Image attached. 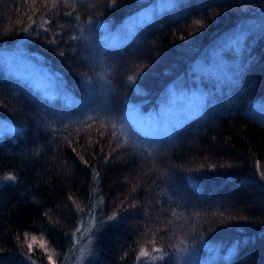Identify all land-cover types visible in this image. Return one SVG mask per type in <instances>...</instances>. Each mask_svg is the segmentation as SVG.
<instances>
[{"label": "trees", "instance_id": "16d2710c", "mask_svg": "<svg viewBox=\"0 0 264 264\" xmlns=\"http://www.w3.org/2000/svg\"><path fill=\"white\" fill-rule=\"evenodd\" d=\"M166 3L69 0L49 9L40 0H0V123L21 129L0 136V264H49L48 254L66 264L72 233L86 216L94 217L86 264H158L138 259L142 246L152 252L153 240L173 257L165 264H177L176 257L183 264L189 253L190 264H264V179L257 169L259 161L264 170V0ZM143 8L156 10L153 19L100 56L99 25L121 31ZM242 32L245 42L233 47ZM220 58L230 75L209 69ZM87 77L96 90L92 102L85 100ZM40 78L59 94H45L34 83ZM197 81L207 89L202 115L168 135L141 132L111 152V124L117 132L130 127L113 117L130 108L141 120L167 116L168 88L182 94ZM133 203L135 214L127 207ZM114 211L116 220L98 224ZM41 237L49 253L38 246Z\"/></svg>", "mask_w": 264, "mask_h": 264}, {"label": "snow or ice", "instance_id": "6c2138e0", "mask_svg": "<svg viewBox=\"0 0 264 264\" xmlns=\"http://www.w3.org/2000/svg\"><path fill=\"white\" fill-rule=\"evenodd\" d=\"M37 0H32V3L33 4H36ZM69 2V0H40V3L42 4H45L46 6H48L49 9H52V8H55L57 7L60 3H63L65 5H67ZM72 3L73 5L75 4V0H72ZM114 3V0H108V4L109 6H111L112 4ZM169 6L172 5V0H167V3ZM155 11L156 10H153V12L151 13H145V15L143 16H138L136 17L135 19H132L129 24H127L123 29H121V32L123 33V35H127V34H136L139 32V30L147 23H149L152 19H153V16L155 15ZM71 13H65V15H70ZM78 18V17H77ZM32 18L29 17V20H31ZM91 19V18H89ZM50 22L49 20H47L46 18L45 19H42L41 21V28L43 29L44 32H47L48 31V28L45 27V25H48ZM197 24L200 23L199 20L196 21ZM31 27V24H29L28 26H26L24 28V31L25 32H28L29 31V28ZM99 27L104 30L105 33H107L108 29L107 27L106 28H102L101 27V24L99 25ZM37 35H40V33L38 32ZM55 35V34H54ZM81 37L83 38V34H81ZM241 37H243V39H241ZM247 36H243V32L241 34H238L236 36H234L233 38V42H232V46L235 47V46H238L240 45L242 42H245V38ZM70 39L71 40H76L77 39V36L75 35H72L70 36ZM86 39V38H85ZM49 44H56V40L53 38V39H49L47 41ZM115 47V43L111 42L109 37L106 35L101 44L99 45L98 49H97V52L100 56H103L105 51L109 48H114ZM58 55L60 56H64L65 53L63 51H60L58 53ZM249 65H244L243 67H241L239 69V71L237 72L236 74V77H235V80H234V84H238L239 83V78H241L243 76V74L246 73L247 71V68H248ZM135 80V76L133 75H129L127 77V81L129 82H134ZM84 84L86 86V97H85V100L87 102H92L94 99H95V96H96V90L95 88L92 86V80H91V77H87L84 79ZM42 99L44 100L45 104L49 107V108H52L53 109V113L55 114V109H54V106H52V100L47 96V95H44L43 94V97ZM75 103V102H74ZM208 103V101L204 98V97H200L198 99H195L191 105H189L193 110H196L198 112H200V114L202 115L203 114V110L206 106V104ZM81 107H84L85 105H80ZM104 110L108 113L111 112V109L108 108L106 105L104 106ZM260 110L261 111H264V104H261L260 105ZM135 111V109H129L126 113H124V115L120 118H116V117H113V120H123L124 123L130 127L127 128L126 131H123V132H117L115 129L117 127L116 123L113 122L111 124V137L112 139H114L116 141L115 143V147H112L111 148V152H115L117 149H120L122 148L126 143H128V141L132 138V137H135L137 135H139L141 132H144L145 136H149L152 132V130H145L143 125H142V122H141V117L137 116L135 118V120L131 119V114L132 112ZM42 119L43 120H46L47 117L46 116H42ZM88 120H91L92 118L91 117H88L87 118ZM82 123H86V122H82ZM166 124H163L161 125L160 127H163L165 126ZM89 128H91V125L88 124L87 125ZM101 127H104V124L101 123ZM176 129L173 128V132L175 131ZM21 131V129L19 128H12V127H9L6 123H0V136H3V135H8V134H14V133H19ZM102 134V133H101ZM149 147H151V145H149ZM143 154V153H142ZM149 155H151V153H149ZM118 159L120 157H117ZM109 159L108 156L105 157V161H107ZM257 169L259 171V175L262 179H264V170H260V163L259 161H257ZM161 176L165 175V173H160ZM8 179H12L14 180L15 179V176L13 175H9L8 176ZM133 191H135V189L133 188ZM71 199V197H70ZM156 203H159V200L156 201ZM124 202L122 201L121 202V205H123ZM128 208H130L132 210V213L131 214H135V211H136V204L133 203V204H130V205H127ZM77 208L78 210L80 211H83V209H80L79 208V205H77ZM173 215H176L175 213H173ZM117 212H113L111 215H108L106 217H103L101 218L99 221H98V224L100 225H103L104 221H114L117 219ZM160 229H158L159 231ZM81 231V228L80 227H77L75 229V231L72 233V235H76L77 233H79ZM84 231H89L88 228H84ZM155 235V234H154ZM26 236V239H27V234H25ZM37 243V237L35 235L32 236V240L31 242H28L27 243V248H28V252L29 254L32 253L33 251V245ZM153 243V247H152V254L150 255V253L146 250L145 247H141L140 250H139V253H138V259L139 258H145V257H149L150 256V259L152 261H156L158 262V264H165L166 261H169L171 259H173V257H171L169 255L168 252H166L163 248L161 247H156L155 246V241L153 240L152 241ZM239 244V242H237V245ZM46 245V241L43 240V238L41 237L39 242H38V246L44 250L45 253H49V249L45 246ZM174 247V246H173ZM81 251H83V249H81ZM181 251H187V249H181ZM159 254V255H156V254ZM193 255V253H189L188 256L186 257H183V264H190V257ZM47 259L49 261V264H55V261L53 259V256L51 254H48L47 255ZM175 259H177V264H179V257H176Z\"/></svg>", "mask_w": 264, "mask_h": 264}, {"label": "rangeland", "instance_id": "374dc122", "mask_svg": "<svg viewBox=\"0 0 264 264\" xmlns=\"http://www.w3.org/2000/svg\"><path fill=\"white\" fill-rule=\"evenodd\" d=\"M153 10L154 8H147L146 10L143 8L139 10L137 13H135V18L138 16H143L145 13H151L153 12ZM125 26H126V23L120 28H124ZM120 33L122 32L121 31L116 32V31L109 30L107 31V33L105 32L103 33L102 40L107 35L111 42L116 43L115 45H120V44L122 45L126 43L132 37V35H134V34L123 35V33L122 34ZM20 52L22 51L17 50L15 52L16 56L20 55ZM27 56L31 59L30 55L27 54ZM219 60H220L219 65L217 66L213 65L209 69H212L213 72L219 73L220 71H222L226 73L227 76L230 75L232 70L229 67V65L225 61H223L221 58ZM27 63H30V62L27 61ZM33 70L35 74L40 73L38 68L33 69ZM208 74H211V73H208ZM34 83H36V86H38L45 94L49 96L59 94V90H57L50 81L44 78L37 79L35 80ZM192 85H194L195 87H192V88L188 87L189 89H187L185 86V91H182V94L179 93L178 87H177L178 90L177 89L170 90L171 87L168 88L163 98V100L167 103V105L163 107V110L164 112L167 113V116H162L161 118H157V117L152 118V117H148L147 115H145L147 119H144L142 117V120H141L144 129L152 130L151 133L154 132V133L161 134V135H168L169 133L173 131V128L176 129L177 127L181 126L185 119L194 115L195 113L199 114L200 112L193 110L189 105H191V103L195 99H198L200 97L205 98L207 89L204 88V86L200 83V81H197L196 83H192ZM153 115H157V114L154 112ZM137 116H139L137 111H134L131 114V119L135 120ZM163 124H166V125L163 127H160ZM93 222H94V217L86 216L77 225V227L81 228V231L77 233L75 236L72 235V240L74 241V249H73V253L71 254L69 261L66 264H86L87 263V259L92 254ZM84 228H88L89 231H84ZM81 249H83V251H81ZM149 253L150 255L152 254V252H149ZM145 259L148 263L155 262L150 259V256L145 257Z\"/></svg>", "mask_w": 264, "mask_h": 264}]
</instances>
